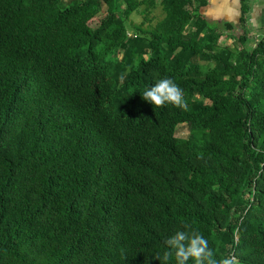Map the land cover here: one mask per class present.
Masks as SVG:
<instances>
[{"label": "trees", "instance_id": "16d2710c", "mask_svg": "<svg viewBox=\"0 0 264 264\" xmlns=\"http://www.w3.org/2000/svg\"><path fill=\"white\" fill-rule=\"evenodd\" d=\"M242 1L235 35L207 0H0V264H161L191 229L264 264V37ZM164 77L186 107L143 98Z\"/></svg>", "mask_w": 264, "mask_h": 264}, {"label": "clouds", "instance_id": "9594fccd", "mask_svg": "<svg viewBox=\"0 0 264 264\" xmlns=\"http://www.w3.org/2000/svg\"><path fill=\"white\" fill-rule=\"evenodd\" d=\"M143 98L153 105L172 103L179 107H186L184 91L171 77L159 79L156 83L145 88L141 93ZM168 248L161 264H167L175 255L176 264H234L232 257L217 258L214 250L209 246L208 239L196 229L177 230L167 238Z\"/></svg>", "mask_w": 264, "mask_h": 264}, {"label": "crops", "instance_id": "0c3cea01", "mask_svg": "<svg viewBox=\"0 0 264 264\" xmlns=\"http://www.w3.org/2000/svg\"><path fill=\"white\" fill-rule=\"evenodd\" d=\"M246 2L249 5L247 13L249 33L253 38H262L264 37V0H246ZM242 4V0H207V3L201 7L200 13L212 23L220 25L226 22L233 23L234 30L237 31L238 26L242 29L240 23L243 14Z\"/></svg>", "mask_w": 264, "mask_h": 264}, {"label": "rangeland", "instance_id": "374dc122", "mask_svg": "<svg viewBox=\"0 0 264 264\" xmlns=\"http://www.w3.org/2000/svg\"><path fill=\"white\" fill-rule=\"evenodd\" d=\"M157 2H159V0H157ZM152 16L153 18V23H156L159 19H161L164 16V12L161 8V5L158 4L157 7L154 9V11L152 12ZM132 20L134 23H138L142 20V16L139 14L133 15L132 16ZM242 29L238 26L237 31L233 30V34L237 35L238 32L241 33ZM221 42L223 44H233V40L230 36H228L227 34H225L222 39ZM176 135L179 137H188L189 135V127L186 123H182L177 127V131H176ZM237 264V263H235Z\"/></svg>", "mask_w": 264, "mask_h": 264}]
</instances>
